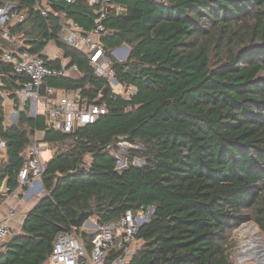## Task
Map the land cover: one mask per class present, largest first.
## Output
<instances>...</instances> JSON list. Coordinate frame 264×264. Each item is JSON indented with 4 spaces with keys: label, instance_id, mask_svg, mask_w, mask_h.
<instances>
[{
    "label": "trees",
    "instance_id": "16d2710c",
    "mask_svg": "<svg viewBox=\"0 0 264 264\" xmlns=\"http://www.w3.org/2000/svg\"><path fill=\"white\" fill-rule=\"evenodd\" d=\"M8 4L26 17L0 26L1 86L20 112L17 124L6 125L0 95V186L8 177L11 192L28 187L19 172L38 131L56 151L41 176L43 195L2 244L0 264H48L62 232L90 249L93 233L71 224L84 211L102 225L149 207L130 264H236L231 232L250 220L264 232V0H111L105 11L89 0H0ZM71 22L82 34L104 26L110 67L138 88L135 95L115 92L89 56L66 42ZM5 29L49 66L81 72L79 79L45 77L41 94L48 87L80 91L107 112L71 133L52 127L46 114L31 115L17 94L28 77L3 59L5 50L19 49ZM51 41L67 65L43 54ZM123 44L130 53L118 60L111 50ZM121 142L128 144L123 171L115 156ZM6 196L0 192V205ZM119 253L110 250L109 258Z\"/></svg>",
    "mask_w": 264,
    "mask_h": 264
},
{
    "label": "built area",
    "instance_id": "2783aa9c",
    "mask_svg": "<svg viewBox=\"0 0 264 264\" xmlns=\"http://www.w3.org/2000/svg\"><path fill=\"white\" fill-rule=\"evenodd\" d=\"M66 1L72 2L75 0ZM89 1L91 4H102L104 6L103 10L111 5V0ZM43 14L46 15L45 10H43ZM25 17V12L19 10L16 4L0 6V26L6 27L7 24L12 22H22ZM75 26L78 27L76 24ZM104 30V26L98 23L92 31L86 34L78 36L72 33L66 35L64 39L89 56L95 65V73L101 77H108L111 85L119 88V91L115 92L121 93L125 98L130 99L138 92V88L133 84L119 81L110 65L104 63V59L108 60L105 55V48L100 42ZM3 37L10 43L18 45L17 38L11 36L8 29L4 30ZM18 46L19 49L5 50L3 59L12 63L18 73L25 74L28 77V81L25 82L24 87L17 94L22 105L27 102L30 103L29 99H33L32 114H46L52 127L65 133H71L76 127L95 123L102 114L107 112L105 105L90 104L84 101L80 96V91L57 90L48 87L46 94H41L40 88L45 77L64 76L66 75V69L51 67L41 54ZM74 68L78 69L76 65H74ZM122 144L127 143L121 142ZM5 147L6 142L0 139V156ZM40 150L38 142H35L28 149L26 163L19 172V179L22 183L33 184L34 181L41 180L42 173L46 169V163L40 157ZM115 156L118 159L117 169L123 171L127 167V160L121 157L122 160L119 161L117 153ZM135 160L133 163L136 164ZM29 176H31V179H29ZM151 209L152 207H149L148 210L141 208L137 213L128 210L117 222L98 224L96 228L90 230L94 235L90 249L74 233H60L54 243L48 264H130L135 253L132 244L137 239L141 226L150 219ZM11 224L9 217L0 221V243L6 242L13 235ZM113 249L120 251V253L110 259V250ZM238 257L240 260L236 264H254L248 258L243 259L239 255Z\"/></svg>",
    "mask_w": 264,
    "mask_h": 264
},
{
    "label": "crops",
    "instance_id": "0c3cea01",
    "mask_svg": "<svg viewBox=\"0 0 264 264\" xmlns=\"http://www.w3.org/2000/svg\"><path fill=\"white\" fill-rule=\"evenodd\" d=\"M14 23L15 22H12L11 24ZM71 23L72 24L69 27H66L65 36L70 35L72 33H75L78 36H80L83 32L82 28L80 26L76 27L74 22ZM115 48H118L116 52H114ZM115 48H113L111 51L113 52L114 55H116L120 51L121 60H125L128 57L130 51L127 52L126 48L121 46H117ZM43 54L48 56L49 59H60L64 66L67 65L69 62V59L65 58L64 52L62 51V49L58 47L55 41H51L46 46V48L43 51ZM104 61H105L104 63L110 65L109 60L104 59ZM66 76H69L73 79H79L82 76V74L78 69H75L74 66H72L66 69ZM0 88L1 90H3V92H5L8 95V97L5 98L4 93L0 92V95L3 97V103L5 107V124L6 125L17 124L20 119V116L19 118L16 116V112H19V110H17L15 100L9 97V93L7 90L2 89L1 81H0ZM59 89H65V88H57V90ZM10 107L13 109L11 112H9L10 118L12 119L11 122L8 121V117H7L8 116L7 108ZM44 135H45L44 131H38L36 133L35 139L39 141L38 144L40 145L41 148L40 157L42 150L46 148H49V150H51V154L49 158H47L46 161L42 160L44 163H46L48 160H50L53 157L56 148H54V146L49 143L43 142ZM42 186L38 180L34 181L33 184H28L27 188H23V185L20 184L13 192L7 194L3 203L0 205V221L4 218L9 217L10 222L12 223L11 225H12L13 234L19 233L21 231L26 213L38 203L40 197L43 195L44 187ZM2 244L3 243H0V250L2 248Z\"/></svg>",
    "mask_w": 264,
    "mask_h": 264
},
{
    "label": "rangeland",
    "instance_id": "374dc122",
    "mask_svg": "<svg viewBox=\"0 0 264 264\" xmlns=\"http://www.w3.org/2000/svg\"><path fill=\"white\" fill-rule=\"evenodd\" d=\"M120 53L121 52L119 51L116 54L117 56L115 55L118 60H121L120 59V57H121ZM111 86H112V88H113L114 91H119V88L114 87L113 85H111ZM0 92L4 93L5 98L8 97V95L5 92H3V90H1V88H0ZM29 101H30V105H31V111H30V113H31V115H34V114H32L33 113L32 107L34 106V101H33V99H29ZM20 104L22 105V103H20ZM12 110L13 109L11 107L10 108H7V114H8L7 117H8V121L9 122L12 121V119L10 118V113H9ZM127 148H128V145L127 144H122L121 145L120 150L117 152V154L119 156V161L122 160V158L124 157L123 156V153L127 150ZM50 154H51V150H49V148H46V149L42 150L41 151V157H42L41 159L43 161H46V159L49 158ZM135 161L137 162V164H142L141 159H136ZM91 221H93V222H95V223L98 224L96 218L91 217ZM247 222L256 225L260 229V227L253 220H250V221H247ZM247 222L242 223L239 227H237L236 229H234L231 232V234H230V237H231V240H232V242L230 243L231 244L230 245V247H231V250L230 251L232 253L231 254L232 259H233L234 263H235V261L237 263L238 260H240L239 257H238V255H239L243 259H245V258L250 259L251 263L253 262L254 264L255 263L256 264H264V252L261 254V256H259V254H256L255 252H253L252 250L256 248V243L252 239H250V238L243 239L242 234L240 233V231L242 230V229L240 230L241 226L243 224L247 223ZM84 228L87 229V230H92V229L96 228V226L88 225V226H85ZM261 232H262V235L264 237V232L263 231H261ZM249 237H252V236H249ZM141 245H142V241L139 240V239H136L134 241V243L132 244V249L134 251H136ZM259 246L264 249V244L263 243L261 245H259Z\"/></svg>",
    "mask_w": 264,
    "mask_h": 264
},
{
    "label": "water",
    "instance_id": "95a60500",
    "mask_svg": "<svg viewBox=\"0 0 264 264\" xmlns=\"http://www.w3.org/2000/svg\"><path fill=\"white\" fill-rule=\"evenodd\" d=\"M121 47L126 48L127 52L130 51V47L127 44H123V45H121ZM118 48H120V47H118ZM118 48H115L114 52H116V50ZM126 72L132 76H137V75L142 74V69L133 70L131 68H127ZM146 80L150 81L151 79H150V77H147ZM16 116L19 118V116H20L19 112H16ZM26 160H27V158H26ZM141 161L143 164L144 160L141 159ZM39 182L41 183V186H42V181L40 180ZM0 192L2 194H10L11 193V189L9 187V178L8 177H6L3 180V182L0 186ZM93 213H94L93 211H84L77 218L72 219L71 224L76 228L85 227L88 225L97 226L98 225L97 223L91 221V217H92ZM152 215H153V208L150 210L149 218H151Z\"/></svg>",
    "mask_w": 264,
    "mask_h": 264
},
{
    "label": "bare ground",
    "instance_id": "6f19581e",
    "mask_svg": "<svg viewBox=\"0 0 264 264\" xmlns=\"http://www.w3.org/2000/svg\"><path fill=\"white\" fill-rule=\"evenodd\" d=\"M240 230L239 231L242 234L243 239L250 238L256 243V248L253 249L252 251L255 252L256 254H259V256H261V254L264 252V249L259 246L262 243L264 244V237L262 235L261 230L256 225L251 224L249 222L243 224Z\"/></svg>",
    "mask_w": 264,
    "mask_h": 264
}]
</instances>
